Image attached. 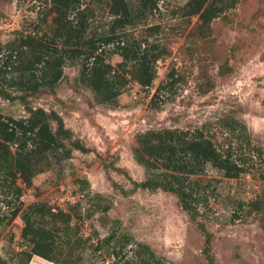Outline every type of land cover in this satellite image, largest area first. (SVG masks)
Wrapping results in <instances>:
<instances>
[{
	"label": "rangeland",
	"instance_id": "obj_1",
	"mask_svg": "<svg viewBox=\"0 0 264 264\" xmlns=\"http://www.w3.org/2000/svg\"><path fill=\"white\" fill-rule=\"evenodd\" d=\"M186 1L160 0L159 9L147 21L162 25L168 49L158 62L159 75L150 89L132 81L117 106L98 104L94 93L78 81L80 66L67 64L54 91L28 98L32 106L60 113L66 126L92 149L74 150L72 158L36 176L31 186L23 185L21 197L25 205L42 200L64 209L81 203L75 209L82 215L81 232L88 238L83 264H126L135 257L139 242L149 245L165 264H210L204 253L206 237L178 197L134 184L146 176L133 154L139 132L193 128L230 114L245 121L264 147V0H239L213 21L206 38L197 34V16L182 15L180 7ZM46 8L47 0H0V43L6 45L19 31L33 30ZM109 16L102 10L97 24L106 23ZM121 59L113 55L111 60ZM225 63L232 67L228 73L221 72ZM173 68L180 80L175 94L162 108H155L152 94ZM208 77L215 84L203 92L201 86ZM0 113L17 118L29 115L23 101L1 96ZM204 179L208 206L202 207L199 220L213 233L216 264H264L261 214L252 209L254 201L264 205L260 173L227 178L209 166ZM8 200L10 206L0 201V254L17 264L13 256L21 249L24 222L12 215L18 205L16 196ZM105 205H109L107 211ZM29 264L55 263L35 256Z\"/></svg>",
	"mask_w": 264,
	"mask_h": 264
},
{
	"label": "trees",
	"instance_id": "obj_2",
	"mask_svg": "<svg viewBox=\"0 0 264 264\" xmlns=\"http://www.w3.org/2000/svg\"><path fill=\"white\" fill-rule=\"evenodd\" d=\"M238 1L187 0L180 11L198 17L197 34L206 38L211 35L213 21ZM159 5L160 0H47L46 11L33 30L19 31L6 45L0 43V96L20 99L29 112L20 118L0 113V196L4 195L0 201L10 206L8 198L15 195L18 205L12 215L24 222L21 249L13 256L18 258L17 264H29L34 256L55 264H83L88 243L79 223L82 215L75 209L80 202L72 205L73 209H64L42 200L27 205L21 200L23 185L31 186L36 176L72 158L74 150H92L66 126L60 113L32 106L28 98L54 91L67 64L80 66L78 81L94 93L98 104L117 106L132 81L144 89L153 87L159 75L158 62L168 54L162 25L147 22ZM104 9L110 18L98 25ZM113 55L122 59L113 63ZM231 70L227 63L221 66L222 73ZM179 82L173 68L152 94L151 105L162 108ZM214 84L208 77L201 88L207 92ZM133 154L146 173L142 181H133L136 187L175 194L206 237L208 262L216 264L213 233L199 220L202 207L208 206L204 175L211 166L227 178L258 171L264 179V147L255 141L247 123L226 114L193 128H150L136 135ZM108 209L109 205L103 207ZM252 209L261 214L264 228V205L254 201ZM103 242L99 241L98 248ZM137 245L135 257L126 264H165L149 245ZM0 264L10 262L0 254Z\"/></svg>",
	"mask_w": 264,
	"mask_h": 264
},
{
	"label": "crops",
	"instance_id": "obj_3",
	"mask_svg": "<svg viewBox=\"0 0 264 264\" xmlns=\"http://www.w3.org/2000/svg\"><path fill=\"white\" fill-rule=\"evenodd\" d=\"M35 257V256H34ZM38 257V256H37ZM34 259V258H33Z\"/></svg>",
	"mask_w": 264,
	"mask_h": 264
}]
</instances>
